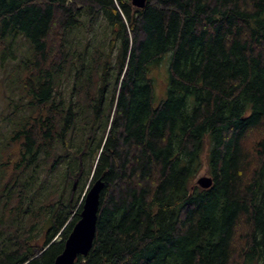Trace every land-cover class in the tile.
Returning a JSON list of instances; mask_svg holds the SVG:
<instances>
[{
	"label": "trees",
	"instance_id": "obj_1",
	"mask_svg": "<svg viewBox=\"0 0 264 264\" xmlns=\"http://www.w3.org/2000/svg\"><path fill=\"white\" fill-rule=\"evenodd\" d=\"M0 52V264H52L97 179L74 264H264V0H0Z\"/></svg>",
	"mask_w": 264,
	"mask_h": 264
},
{
	"label": "rangeland",
	"instance_id": "obj_2",
	"mask_svg": "<svg viewBox=\"0 0 264 264\" xmlns=\"http://www.w3.org/2000/svg\"><path fill=\"white\" fill-rule=\"evenodd\" d=\"M84 21L85 18H82ZM103 24L99 23V26H96L92 33L89 34V32H86L84 29L82 30H74L73 32L70 33L69 41L74 42L78 44L79 49L83 48L85 43L88 41H91L94 37H96L97 40H101L103 36ZM12 48L14 49V56L15 58H18L21 56L26 48V43L21 37H17L13 41V46ZM115 54V50L113 51V55ZM1 55V52H0ZM16 59H13L12 57L10 59H5L3 61V64H1V57H0V112H5L7 104L9 103V88L7 86V81L8 79L6 78L5 71L8 68L9 65H12L13 62ZM167 61H168V55L164 57L163 61L161 64L152 71L151 76L153 79L154 83V97L155 100L158 101L163 97L164 94V89H165V83L167 79ZM71 83L72 79L71 76H69L67 79L65 78L63 81V94L65 97L68 96L71 88ZM6 125L4 122H1V117H0V133L6 131ZM208 148V143L205 142V147L204 150L206 151ZM63 166L61 165L60 168H58L50 177L51 182H55L61 173V168ZM37 180L39 181L42 178V173L39 171L38 174L35 175ZM200 177H210L208 171H207V166H206V154H202V168L196 175L195 179L193 180V186L197 185V180ZM33 192L31 191L29 194V197L32 198ZM37 201H33V204L35 205ZM38 240H41V233L38 234L37 236Z\"/></svg>",
	"mask_w": 264,
	"mask_h": 264
},
{
	"label": "water",
	"instance_id": "obj_3",
	"mask_svg": "<svg viewBox=\"0 0 264 264\" xmlns=\"http://www.w3.org/2000/svg\"><path fill=\"white\" fill-rule=\"evenodd\" d=\"M138 9L145 5V0H125ZM77 182L73 184V190ZM212 180L209 177H200L197 185L202 189L211 186ZM103 189V182L95 180L85 193L79 219L74 224L67 236L62 252L55 258L52 264H74L78 256H86L92 247L95 236V225L99 207V197Z\"/></svg>",
	"mask_w": 264,
	"mask_h": 264
}]
</instances>
